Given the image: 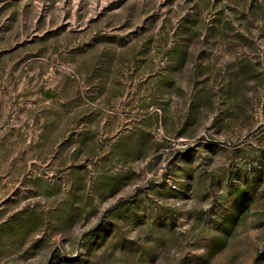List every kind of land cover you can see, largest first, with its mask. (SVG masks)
Segmentation results:
<instances>
[{
    "label": "rangeland",
    "instance_id": "1",
    "mask_svg": "<svg viewBox=\"0 0 264 264\" xmlns=\"http://www.w3.org/2000/svg\"><path fill=\"white\" fill-rule=\"evenodd\" d=\"M0 264H264V0H0Z\"/></svg>",
    "mask_w": 264,
    "mask_h": 264
}]
</instances>
